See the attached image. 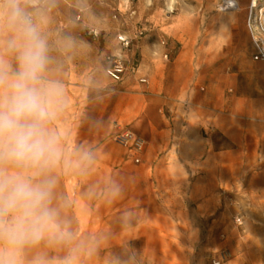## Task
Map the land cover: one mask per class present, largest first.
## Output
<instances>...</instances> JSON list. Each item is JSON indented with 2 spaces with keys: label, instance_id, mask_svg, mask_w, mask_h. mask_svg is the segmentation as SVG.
I'll list each match as a JSON object with an SVG mask.
<instances>
[{
  "label": "crops",
  "instance_id": "obj_1",
  "mask_svg": "<svg viewBox=\"0 0 264 264\" xmlns=\"http://www.w3.org/2000/svg\"><path fill=\"white\" fill-rule=\"evenodd\" d=\"M63 1L58 2L65 9L72 3ZM73 6L82 14L78 30L95 28L87 20L92 9ZM153 8L145 7V13L140 5L121 9L124 25L150 23L154 28L124 53L139 66L138 76L119 84L105 77L109 89L86 103L80 135L95 144L88 169L97 172L90 181L103 168L112 185L120 186V195L110 200L120 198L128 233H166L165 220L177 216L180 202L189 203L194 218L220 215L221 209L222 216L253 212L261 219L264 65L252 60L245 18H202L181 35L164 33ZM113 10V5L105 9L106 26L114 24L109 19ZM139 77L149 85H140ZM117 129L144 141L138 164L114 143ZM166 202L172 208H165Z\"/></svg>",
  "mask_w": 264,
  "mask_h": 264
},
{
  "label": "rangeland",
  "instance_id": "obj_2",
  "mask_svg": "<svg viewBox=\"0 0 264 264\" xmlns=\"http://www.w3.org/2000/svg\"><path fill=\"white\" fill-rule=\"evenodd\" d=\"M58 1L64 2L27 0L26 7L40 12L37 20L48 40L52 59L45 75L61 85L62 106L48 124L62 148V158L52 171L56 178L52 205L58 209L60 230L70 233L71 239L42 242L27 252L25 264L38 254L45 256L49 264H62L71 249H76L75 264H212L221 251L225 257L220 264H264V216L260 219L253 212L245 217L232 211L222 216L220 209V215L194 218L189 203L180 202L177 216L165 220L166 233L124 231L120 217L122 202L120 198L110 200L120 195V186L112 185L103 168L98 178L90 181L91 174L97 172L88 169L95 144L90 145L80 135L87 101L109 89L105 86L104 78L108 77L104 63L105 57L119 51L117 35L127 36L130 32L134 37L139 29H145L143 36H146L154 29L150 23L124 25L120 20L122 7L140 5L143 13L145 7H154L152 14L158 15L164 33L185 35L191 24L202 18L224 20L242 16L246 21L250 0H72L73 5L92 9L87 20L96 23L95 28L83 26L82 30H78L83 23L82 18L77 20V15H82L79 9L70 1L65 9ZM227 1L238 3L240 10H223ZM110 5L114 10L109 19L114 24L106 26L105 9ZM260 6H264V0L257 1V7ZM92 31L97 37L90 34ZM252 60L255 61L253 57ZM165 208H172V203L166 202ZM235 218L241 220V225L234 223Z\"/></svg>",
  "mask_w": 264,
  "mask_h": 264
},
{
  "label": "clouds",
  "instance_id": "obj_3",
  "mask_svg": "<svg viewBox=\"0 0 264 264\" xmlns=\"http://www.w3.org/2000/svg\"><path fill=\"white\" fill-rule=\"evenodd\" d=\"M27 0H0V264H25L42 242H64L52 205L62 158L48 124L62 106L59 81L49 80V43ZM53 225L56 227L54 228ZM71 249L62 264H75ZM29 264H49L35 255Z\"/></svg>",
  "mask_w": 264,
  "mask_h": 264
},
{
  "label": "built area",
  "instance_id": "obj_4",
  "mask_svg": "<svg viewBox=\"0 0 264 264\" xmlns=\"http://www.w3.org/2000/svg\"><path fill=\"white\" fill-rule=\"evenodd\" d=\"M79 19L80 17H77V20ZM246 28L255 50L253 59L255 61L264 62V22H261L260 18H256L251 7H249ZM145 32V29H139L133 38H129L123 34L117 35L116 42L119 47V54L105 57V62L107 64L105 74L113 83L119 84L129 76H138L139 66L129 61L128 56L124 53H127L130 50L133 40L143 37ZM90 34L93 37H97V33L94 31ZM138 83L145 87L149 85L148 80L145 77H139ZM113 141L127 152L128 156L135 164L140 162V155L144 151L145 143L135 133L128 129H117V132L113 135ZM234 223L239 226L241 225V220L235 218ZM224 257L225 252L221 251V253L213 260L212 264H220Z\"/></svg>",
  "mask_w": 264,
  "mask_h": 264
},
{
  "label": "bare ground",
  "instance_id": "obj_5",
  "mask_svg": "<svg viewBox=\"0 0 264 264\" xmlns=\"http://www.w3.org/2000/svg\"><path fill=\"white\" fill-rule=\"evenodd\" d=\"M257 1L258 0H250L249 7L252 8L253 14L256 13V18H260V21L264 22V6L257 7ZM222 9L229 12H234L238 10V6L234 2L227 1L222 5Z\"/></svg>",
  "mask_w": 264,
  "mask_h": 264
}]
</instances>
